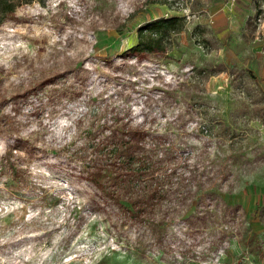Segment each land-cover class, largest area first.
Masks as SVG:
<instances>
[{
    "label": "rangeland",
    "instance_id": "rangeland-1",
    "mask_svg": "<svg viewBox=\"0 0 264 264\" xmlns=\"http://www.w3.org/2000/svg\"><path fill=\"white\" fill-rule=\"evenodd\" d=\"M237 1L4 14L0 264H264V74L246 62L264 61V0L248 34L208 15ZM173 16L165 50L134 49L138 28ZM132 137L145 171L124 192L106 147Z\"/></svg>",
    "mask_w": 264,
    "mask_h": 264
},
{
    "label": "trees",
    "instance_id": "trees-1",
    "mask_svg": "<svg viewBox=\"0 0 264 264\" xmlns=\"http://www.w3.org/2000/svg\"><path fill=\"white\" fill-rule=\"evenodd\" d=\"M31 0L15 1V0H0V24L3 22L7 13L13 12L17 6L23 2H29ZM260 1V0H257ZM3 14V15H1ZM184 26L183 19L177 16L160 18L147 22L137 30V41L134 45V49L138 52L147 51L154 52L158 50L166 49V42L169 41L170 35L173 32L180 31ZM181 54V53H180ZM264 65V61L258 64L257 72L261 73V68ZM139 139L132 137L128 143H116L110 145L107 151V156L111 160L110 169L112 172L113 181L115 182V188L126 192L127 190H134L138 178L144 175L145 166L142 163V156L138 151ZM105 144H101L98 148H104ZM106 176H110L105 174ZM102 176V178H105ZM92 182H94V175H90ZM128 200L120 198L119 204L126 206Z\"/></svg>",
    "mask_w": 264,
    "mask_h": 264
},
{
    "label": "crops",
    "instance_id": "crops-1",
    "mask_svg": "<svg viewBox=\"0 0 264 264\" xmlns=\"http://www.w3.org/2000/svg\"><path fill=\"white\" fill-rule=\"evenodd\" d=\"M255 0H238L234 6L232 5H226V9L224 6L217 8L216 10L209 13V18L213 19L214 21V27L218 30L227 28H232L233 22L235 26L239 25L242 33H250L249 29V21L254 20L256 18V15H254V11L252 9V4H254ZM256 2V1H255ZM255 24V23H254ZM256 26V25H255ZM264 26V25H263ZM259 30V28H257ZM256 29V31H257ZM261 32V31H260ZM256 33H259L257 31ZM246 62L252 63L255 65L256 73L258 69V64L260 62H263L260 56H256L254 59H248ZM264 74V65L261 68V73L258 74V76H262Z\"/></svg>",
    "mask_w": 264,
    "mask_h": 264
},
{
    "label": "built area",
    "instance_id": "built-area-1",
    "mask_svg": "<svg viewBox=\"0 0 264 264\" xmlns=\"http://www.w3.org/2000/svg\"><path fill=\"white\" fill-rule=\"evenodd\" d=\"M257 20H258V22H260L261 21V18L259 17Z\"/></svg>",
    "mask_w": 264,
    "mask_h": 264
}]
</instances>
